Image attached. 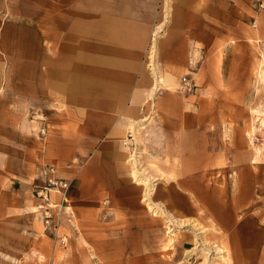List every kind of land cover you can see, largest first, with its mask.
<instances>
[{
    "label": "rangeland",
    "instance_id": "rangeland-1",
    "mask_svg": "<svg viewBox=\"0 0 264 264\" xmlns=\"http://www.w3.org/2000/svg\"><path fill=\"white\" fill-rule=\"evenodd\" d=\"M65 1L0 0V120L5 133L10 129V115H21L22 108L28 109L29 115L26 110L24 113L29 120L34 119L32 112L38 109L44 114L57 107L62 113L66 110L45 97L48 73L42 67L28 66L33 56L42 63L39 55L44 46L39 36L45 31L43 14L48 12L44 7L50 2ZM261 2L210 0L206 9L210 32L205 31L201 41L188 39V67L173 77L168 74L169 86L164 82L153 88L150 100L156 101V106L150 109V122H138V142L132 129L127 130L122 142L127 161L131 154L137 156L142 178L149 177L150 197L159 208L158 213L143 200L142 185L135 183L130 165L122 171L126 185L117 186L115 192H100L99 187L96 190V186L82 183L83 161H74L73 174L64 177L70 183L66 195H72L74 212L62 217L60 233L66 236V243L43 229L37 210L42 237L52 244L57 264L60 255L70 259L67 264H223L219 248L224 245L230 249L234 264H264ZM172 4V0H160L157 11L163 20L154 26L150 39L156 31L158 36L164 33ZM145 59L150 80L160 75L152 58ZM260 60L263 79L256 70ZM18 66L19 72L13 69ZM183 79L192 86L190 91L182 88ZM150 91L151 86L148 94ZM133 123L132 128L136 126ZM39 125L34 124L35 133L44 137L46 132L40 134ZM63 128L67 130L65 125ZM10 156H3L0 165L10 166ZM171 157L179 161L173 169L167 167L171 162H166ZM10 170L0 168V172L11 173ZM219 174L221 177H217ZM7 175L0 174V178H6L5 184H0V213L8 210L18 214L22 211L19 206L28 204L31 192ZM110 199L119 205H112ZM55 204L59 209L58 201ZM114 208L124 211L114 213ZM199 208L204 209L203 215L198 213ZM123 213L128 215H120ZM210 215L221 232L211 229ZM20 219L19 224L0 227V258L22 257L23 264H51V259L37 253L43 246L40 238L37 237L35 248L31 246L29 219L22 214ZM167 226L174 241L169 248Z\"/></svg>",
    "mask_w": 264,
    "mask_h": 264
},
{
    "label": "crops",
    "instance_id": "crops-1",
    "mask_svg": "<svg viewBox=\"0 0 264 264\" xmlns=\"http://www.w3.org/2000/svg\"><path fill=\"white\" fill-rule=\"evenodd\" d=\"M159 2L66 0L50 2L48 7H44L48 12L43 14L45 31L39 36L44 46L39 55L42 56V63L40 65L33 56L28 66L42 67V71L48 73L45 97L56 101L53 102L55 106L63 105L67 112L62 113L61 107H57L47 115L38 109L32 112L34 119L29 120L24 113L26 109L22 108L21 115H10L11 119L7 122L10 129L6 133L0 120V159L11 154L10 166L0 165L4 170L10 168L11 173L4 171L0 174L6 177L9 174L29 188L31 197L27 198L28 204L19 206L22 209L20 213L29 219L32 248H35L37 237L40 238L39 243L43 246L38 248L37 253L42 258L51 259V264L57 262L53 258L52 244L41 234L42 225L38 220L40 216L32 194L33 186L41 183L43 173L49 167H53V175L57 178H69L76 167L74 161L79 160L84 164L83 184L96 186V190L99 187L100 192H115L117 186L126 185L122 171L129 167L122 142L127 137L131 122L150 115L151 91L148 94L147 90L150 86L152 90L156 79L162 76L169 86L170 76L188 67L186 43L201 41L204 38L202 34L210 32V19L206 13L210 0H172L173 10L164 33L158 36L156 31L150 39L154 26L160 25L163 20L157 11ZM178 48L182 50L180 53ZM145 57L152 58L153 66L161 76L155 75L150 80L146 68L148 60H143ZM13 69L20 71L19 66ZM35 123L40 124L38 131L46 127L44 137L35 133ZM64 125L67 130H64ZM166 162H171L167 167L173 169L179 161L171 157ZM5 179L1 176L0 184H5ZM1 189L0 186L2 192ZM51 199L60 203V194L52 193ZM66 199L57 228V238H65V243L67 238L60 233L62 217L64 214L69 217L74 215L72 195L68 193ZM110 200L112 205H119ZM154 208L158 213L159 208ZM123 211L114 208V213ZM20 213L8 210L0 213V227L19 224ZM62 256L57 258L59 264H67L70 259ZM23 263L25 259L22 257L0 258V264Z\"/></svg>",
    "mask_w": 264,
    "mask_h": 264
},
{
    "label": "built area",
    "instance_id": "built-area-1",
    "mask_svg": "<svg viewBox=\"0 0 264 264\" xmlns=\"http://www.w3.org/2000/svg\"><path fill=\"white\" fill-rule=\"evenodd\" d=\"M260 6H264V0L260 3ZM182 88L184 90L190 91L192 86L186 79L182 80ZM46 132V127L40 130V134ZM53 167L47 168L43 173V180L39 184L33 186V196L36 200V209L40 212L43 229L45 231H50L55 236V232L58 228V220L61 211V207L64 203H67L66 193L70 188V183L66 182L62 178H57L53 175ZM52 192H57L60 194V208L56 210L57 205L52 201L51 194ZM55 213V216H52L51 213ZM65 238H61V242H65Z\"/></svg>",
    "mask_w": 264,
    "mask_h": 264
},
{
    "label": "bare ground",
    "instance_id": "bare-ground-1",
    "mask_svg": "<svg viewBox=\"0 0 264 264\" xmlns=\"http://www.w3.org/2000/svg\"><path fill=\"white\" fill-rule=\"evenodd\" d=\"M168 13H170V12H168ZM158 34V33H157ZM157 37V36H156ZM157 39V38H156ZM154 46V45H153ZM261 57L263 58L264 56L263 55H261ZM262 65H263V63H262V61L260 60V62L257 64V66H256V70H257V75L258 76H260V78L262 77ZM161 76V75H160ZM163 77V76H162ZM162 77H158L157 79H156V83H155V85H154V87L153 88H157V85H163V84H165L164 82V79L162 78ZM261 79H263V78H261ZM153 90V89H152ZM152 90H151V93H150V95L152 94ZM155 108V102L153 101V100H150V109L151 110H153ZM150 117H151V115L150 116H148L147 118H143V119H141L140 120V122H141V124L142 123H144V122H148V121H150ZM139 121H135V123H133V125H135L136 124V126H133V128L131 127V129H132V132H133V136H134V139H135V141H137L138 140V132H139V124L140 123H138ZM132 126V125H131ZM141 130V129H140ZM227 139V138H226ZM138 142V141H137ZM125 144V143H124ZM128 162V161H127ZM128 165H130L131 166V174H132V176H133V178L135 179V183H137V184H140V185H142V187H141V190H142V193H143V200L145 201V203H146V205L149 207V208H151V207H153V206H156V204L151 200V194H150V192H151V187H150V185H149V177H145V178H142L143 177V175H142V172L138 169V166H137V164H138V160H137V156L136 155H134V154H131L130 156H129V162L127 163ZM139 176H141V177H139ZM221 177V174H219V175H217V177ZM236 176V175H235ZM237 179V178H236ZM222 180L223 179H221V182H222ZM189 189H190V187H189ZM189 189H188V191H189ZM190 192V191H189ZM52 193H57V192H52ZM193 195V194H192ZM197 204V203H196ZM198 205V204H197ZM157 212V211H156ZM198 213L199 214H201V215H203L204 214V209H202V208H199L198 209ZM208 220H209V222H210V227H211V229L214 231V232H218V231H220L219 230V228L217 227V225H216V223H215V219H213L212 218V216L210 215V216H208ZM164 223V222H163ZM168 227V226H167ZM168 229V231H167V245H168V248L169 247H172L173 246V239L171 238V236L170 235H168L169 233H170V231H169V227L167 228ZM221 232V231H220ZM219 251H220V260H221V263H223V264H234V260H233V258H232V256H231V252H230V249L227 247V246H222V248H219Z\"/></svg>",
    "mask_w": 264,
    "mask_h": 264
}]
</instances>
